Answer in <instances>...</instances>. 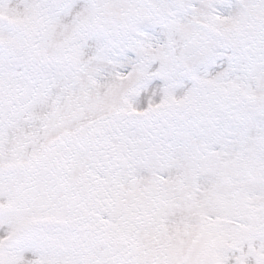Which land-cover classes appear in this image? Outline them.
Masks as SVG:
<instances>
[{"label": "snow or ice", "instance_id": "6c2138e0", "mask_svg": "<svg viewBox=\"0 0 264 264\" xmlns=\"http://www.w3.org/2000/svg\"><path fill=\"white\" fill-rule=\"evenodd\" d=\"M0 264H264V0H0Z\"/></svg>", "mask_w": 264, "mask_h": 264}]
</instances>
